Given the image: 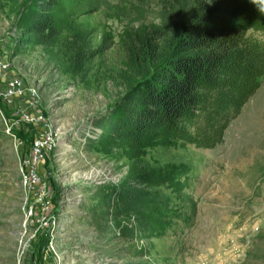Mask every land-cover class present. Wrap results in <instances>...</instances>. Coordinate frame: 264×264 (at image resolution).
<instances>
[{"label": "rangeland", "instance_id": "1", "mask_svg": "<svg viewBox=\"0 0 264 264\" xmlns=\"http://www.w3.org/2000/svg\"><path fill=\"white\" fill-rule=\"evenodd\" d=\"M35 1L0 0V264H264V80L215 146L132 147L108 124L142 81L126 31L192 0H51L41 38ZM233 4L264 19V0Z\"/></svg>", "mask_w": 264, "mask_h": 264}, {"label": "trees", "instance_id": "2", "mask_svg": "<svg viewBox=\"0 0 264 264\" xmlns=\"http://www.w3.org/2000/svg\"><path fill=\"white\" fill-rule=\"evenodd\" d=\"M235 2L192 0L159 26L126 31L125 64L128 70L138 67L142 81L126 85L128 95L108 120L111 131L137 148L167 137L207 148L223 140L228 124L264 80V43L248 34L264 29V19L251 20ZM34 5L32 18L39 20L30 31L41 38L54 25L38 9L51 0ZM72 62L81 68L80 58ZM126 196L136 200L139 192Z\"/></svg>", "mask_w": 264, "mask_h": 264}, {"label": "built area", "instance_id": "3", "mask_svg": "<svg viewBox=\"0 0 264 264\" xmlns=\"http://www.w3.org/2000/svg\"><path fill=\"white\" fill-rule=\"evenodd\" d=\"M47 140V137H46ZM46 144L44 138H39L38 140H36L35 142V147H34V151L32 153H34L35 158L37 159L39 156V153L41 152V148ZM21 171L23 172V182L24 185H31L34 186L38 183H41V179L37 176L36 174V170L35 167H33L32 169H27L25 171V169H21ZM47 203V205L49 204V202H45Z\"/></svg>", "mask_w": 264, "mask_h": 264}]
</instances>
